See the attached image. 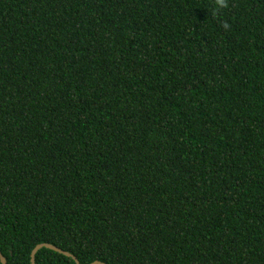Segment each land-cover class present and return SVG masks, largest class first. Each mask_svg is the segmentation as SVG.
I'll return each mask as SVG.
<instances>
[{
  "label": "trees",
  "instance_id": "1",
  "mask_svg": "<svg viewBox=\"0 0 264 264\" xmlns=\"http://www.w3.org/2000/svg\"><path fill=\"white\" fill-rule=\"evenodd\" d=\"M44 242L264 264V0H0V251Z\"/></svg>",
  "mask_w": 264,
  "mask_h": 264
},
{
  "label": "water",
  "instance_id": "2",
  "mask_svg": "<svg viewBox=\"0 0 264 264\" xmlns=\"http://www.w3.org/2000/svg\"><path fill=\"white\" fill-rule=\"evenodd\" d=\"M42 247H47V248L53 249L55 251H58L60 253H63L67 256H71L72 258L75 259L77 264H81V262L79 261L77 256L74 255L72 252L65 250V249H63V248H61V247H59L53 243H50V242L39 243L33 248L32 252H31V263L32 264H36V253ZM0 258H1V264H7V260H6L5 256H3L1 251H0ZM91 264H107V263L104 261H101V260H95Z\"/></svg>",
  "mask_w": 264,
  "mask_h": 264
},
{
  "label": "clouds",
  "instance_id": "3",
  "mask_svg": "<svg viewBox=\"0 0 264 264\" xmlns=\"http://www.w3.org/2000/svg\"><path fill=\"white\" fill-rule=\"evenodd\" d=\"M230 6V0H213V11L219 14L223 9H227ZM221 26L227 31L231 28L230 23L226 20L221 21Z\"/></svg>",
  "mask_w": 264,
  "mask_h": 264
}]
</instances>
